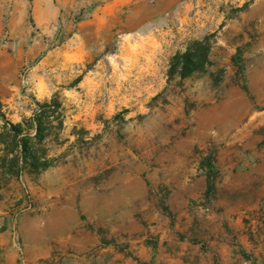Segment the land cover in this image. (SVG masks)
<instances>
[{"label": "rangeland", "instance_id": "obj_1", "mask_svg": "<svg viewBox=\"0 0 264 264\" xmlns=\"http://www.w3.org/2000/svg\"><path fill=\"white\" fill-rule=\"evenodd\" d=\"M131 7L60 11L45 34L30 14L0 51V227L16 264H176L183 236L218 221L209 176L264 168V0ZM206 37V70L169 78ZM14 125L51 165L24 166Z\"/></svg>", "mask_w": 264, "mask_h": 264}, {"label": "crops", "instance_id": "obj_2", "mask_svg": "<svg viewBox=\"0 0 264 264\" xmlns=\"http://www.w3.org/2000/svg\"><path fill=\"white\" fill-rule=\"evenodd\" d=\"M179 1L181 0H0V28L6 14L13 38L8 46L11 47L14 43L13 32L20 33L17 31L20 27L29 25L30 14L34 18L35 27L45 28L41 31L45 34L46 27L57 22L60 11L106 9L114 12L129 4L135 12L145 9L161 12L166 8L167 2ZM94 28L97 29V26ZM215 171H218V167ZM222 174V180L216 176L210 181L213 203L222 207L221 211L210 213V216L218 221H210L209 227H203V234L193 242L183 236V241H179L177 251L170 258L172 263L264 264V168L260 164L245 162L241 165L232 164ZM208 187L209 179L206 191ZM202 219L200 218L201 222ZM0 264H16V252L5 226L0 227Z\"/></svg>", "mask_w": 264, "mask_h": 264}, {"label": "trees", "instance_id": "obj_3", "mask_svg": "<svg viewBox=\"0 0 264 264\" xmlns=\"http://www.w3.org/2000/svg\"><path fill=\"white\" fill-rule=\"evenodd\" d=\"M211 42L208 37L201 40L192 41L187 49L183 52H179L175 54L171 60L170 69H169V78L174 77L175 75H179L180 77H188L197 72H202L206 70L207 65L210 62V54H211ZM240 53V52H239ZM237 64L242 67L240 63V54H237ZM44 106L41 108V111L36 116L37 122V138H41L44 133V129L42 128V120L44 117ZM21 126L14 125L13 133L16 138H18V145L20 148V158H22L24 166L28 167V169L32 173L40 172L46 169L50 164V162L44 158V156L40 155L36 152L33 139L29 134L21 135ZM201 168L205 169V172L209 175L215 171V167L212 162L207 160ZM212 177L209 176V187L207 190V194H210L212 185L210 184V179Z\"/></svg>", "mask_w": 264, "mask_h": 264}, {"label": "built area", "instance_id": "obj_4", "mask_svg": "<svg viewBox=\"0 0 264 264\" xmlns=\"http://www.w3.org/2000/svg\"><path fill=\"white\" fill-rule=\"evenodd\" d=\"M91 13L92 11L90 9H81L78 12L72 14V20L75 23H78L80 20L89 17ZM12 40L13 38L11 36L10 29L5 27L3 32L0 34V51L4 48H7ZM201 170L205 171L203 168H201Z\"/></svg>", "mask_w": 264, "mask_h": 264}]
</instances>
